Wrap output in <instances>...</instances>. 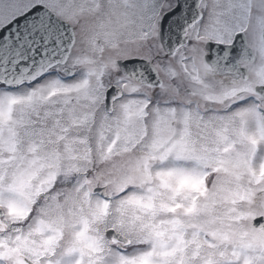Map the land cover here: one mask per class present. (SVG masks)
Returning <instances> with one entry per match:
<instances>
[{
  "label": "snow or ice",
  "instance_id": "snow-or-ice-1",
  "mask_svg": "<svg viewBox=\"0 0 264 264\" xmlns=\"http://www.w3.org/2000/svg\"><path fill=\"white\" fill-rule=\"evenodd\" d=\"M0 264H264V0H0Z\"/></svg>",
  "mask_w": 264,
  "mask_h": 264
}]
</instances>
